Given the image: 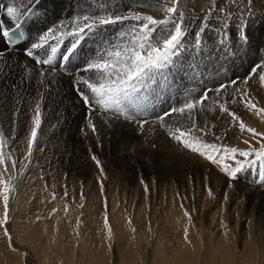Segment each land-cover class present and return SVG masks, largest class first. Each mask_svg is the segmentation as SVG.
<instances>
[{
	"label": "rangeland",
	"instance_id": "rangeland-1",
	"mask_svg": "<svg viewBox=\"0 0 264 264\" xmlns=\"http://www.w3.org/2000/svg\"><path fill=\"white\" fill-rule=\"evenodd\" d=\"M66 3L69 10L70 0ZM156 3L167 7L171 5V0H156ZM240 3L243 5L245 0H240ZM207 7L206 0H179L178 11L185 14L184 24L191 25L187 29L188 41H192L191 33L198 28L203 9ZM248 9L249 12L244 17L248 22L247 44L237 43V46L227 52L215 51L219 53L220 59L206 57V62L201 61L197 71L178 75L173 81L176 86L169 92L168 89L158 93L149 91L147 109L150 106L152 108L154 101L165 104L168 102L166 111L181 107L202 96L206 90L228 84L231 79L242 81L251 75L254 67L264 65L263 58L256 57L258 52L264 57V37L261 38L259 29L264 26V0H248ZM152 15L155 19H163L165 13L152 12ZM251 43L252 52L255 53L254 61L250 64L251 71L246 65L243 66L245 69L242 70V76H229L231 68L226 61L241 59L240 52ZM75 72L79 73V68ZM257 77L258 75L251 76L248 85L240 84L241 89L245 85L244 89H247L251 97H258L254 102L263 108L264 87L261 88L262 82ZM231 88L233 87L226 88L222 93H230ZM67 104L68 106L61 107L50 101L44 103L41 134L38 135V146L43 150L34 149L31 163L24 159L26 143H20L26 140L31 127L32 112L29 104L11 108L0 106V131L5 137H14L9 141L5 152H11L12 159L17 161V168L12 173L15 177L12 183L16 190L10 197L9 220L0 227V264H264V211H258L257 206L252 203L255 200L252 194L264 191L259 162L239 173L236 180H231L220 168L211 170V167H216L215 164L181 148L166 134V127L156 120L158 115L166 111L156 110V114H159L154 116L157 124L156 130H151L153 133L127 137L124 132L111 135L110 127L106 125L108 122L103 124L102 120L97 125L92 121L97 129L93 134L86 127V120L84 122L88 110L74 107L75 104L72 103ZM201 106L197 105V108L201 110ZM243 106L238 102L233 105L232 110ZM16 108L20 109V115H14ZM246 110V113L256 117L257 124H252V128L264 133V120L261 118L264 114ZM238 111L237 114L241 116ZM201 112L204 111L194 113ZM224 114L222 121L210 124L214 130L211 135L207 137L199 134L205 142H215L213 144L217 148L235 147L243 151L258 149L264 143L260 137H252L240 131L241 141L233 143L230 140L229 144H224L228 138L235 141V135L238 138L240 136L237 122H232ZM173 115L175 113L171 116ZM176 115L175 118L180 116ZM92 118L97 116L91 114ZM243 122L246 124L249 120L244 119ZM145 127L144 125L140 131L149 132L148 129L144 130ZM222 129L226 130V138L220 143L221 141L213 139V135L220 136ZM92 155L101 162L104 169L102 177L91 159ZM183 158L186 159V164L176 173L173 163ZM236 159L243 161L244 158L237 156ZM223 163L234 166L231 159H226ZM25 164L27 168L23 167ZM207 166H211L210 169H206ZM2 171L3 167L0 166V172ZM7 175L5 173V177ZM98 179L103 183V195ZM142 180L149 188L147 194ZM214 180L218 183L221 181L222 187L223 182H227L229 186L215 190ZM240 183L242 186L249 185L248 189L241 190ZM36 186L40 187V191ZM23 188H28L24 192L28 194L26 197L21 194ZM209 190L212 196H209ZM93 192L100 197L93 195ZM53 193L55 199L52 198ZM105 200L108 203L110 234L104 227ZM186 211L191 220L185 216ZM2 215L3 203L0 200V217ZM5 228L12 238L11 244L4 235Z\"/></svg>",
	"mask_w": 264,
	"mask_h": 264
},
{
	"label": "snow or ice",
	"instance_id": "snow-or-ice-1",
	"mask_svg": "<svg viewBox=\"0 0 264 264\" xmlns=\"http://www.w3.org/2000/svg\"><path fill=\"white\" fill-rule=\"evenodd\" d=\"M26 3L28 6L23 12L11 5L7 7V16L14 21V25L7 27L0 25V54L21 48L24 55L33 59L35 64L49 66L62 45L67 44L60 53L64 62L70 63L73 56L78 52L82 53L83 62L79 65V73L73 70L70 74L73 75L74 89L88 110L85 117L86 127L90 128L93 134L97 129L92 122L91 114L101 110L114 119L119 120L122 117L128 122L135 123L138 130H142L144 125L149 123L146 104L149 91L158 93L176 86L173 82L174 78L197 71L199 63L206 56L210 57L217 50L231 51L237 43L247 44L249 39L248 22L244 18L249 12L248 0H245L243 5L240 0H206L208 7L203 9L198 28L191 33L192 41L186 39L187 29L191 25L184 24L185 14L178 11L179 0H171L170 6L162 8L165 13L163 19H155L152 15H142L131 9L121 13L118 9L101 5L99 10L89 7L87 10H74L68 15L58 14L55 21L40 29L35 28V25L42 22L44 0H26ZM0 11H3L2 5H0ZM128 21L133 23L129 25L126 23ZM22 22L27 23L28 27L20 30ZM117 25L120 27L115 32L108 31L109 26ZM33 31L36 33L35 39ZM87 43H91L93 47L84 51V45ZM37 49H44L46 58L37 59L34 54V50ZM48 50L51 55H47ZM193 53L199 55L196 56ZM39 75L43 76L44 73L40 72ZM257 75L262 82L260 86L264 87V65H258L252 69L251 75L242 81L231 80L220 88L206 90L202 96L186 102L183 106L173 107L158 115L156 120L164 126L166 118L171 117L173 113L178 115L187 113L191 118L197 110V105H203L204 101L209 99L208 91L214 92L219 98L229 87L234 89V98L230 101L231 103H236L235 97L238 96L239 102L249 111L264 114V108L254 102L246 89L239 87L240 83L248 85L251 76ZM44 83V80L39 81L40 85ZM21 86V84H14L10 87L14 88L19 95ZM37 92L39 95L34 98V104L29 105L32 112L29 134L26 140L20 142L26 143L24 159L28 163H31L34 149L43 150L38 146V135L41 134L43 123L41 105L44 94L40 92L39 87ZM2 95L0 93V96ZM22 98L21 96L20 99ZM219 110L231 117L232 121H236L241 132H247L252 137H260L264 141V133L248 127L235 112L229 110L226 103H220ZM20 114V109L16 108L14 115ZM81 131L84 130L81 129ZM168 134L184 149L217 165L231 180H236L239 173L259 162L261 178L264 181V143H261L258 149L251 148L248 151L235 147L217 148L215 144L205 142L197 135H207V132L205 127H197L194 121L187 127L178 124L175 131L169 129ZM12 139L14 137H5L0 131V166L3 167V171L0 172V200L3 203L0 227L8 223L10 197L16 190L12 183L15 179L12 173L17 168V161L12 159L11 152H5V148L9 147V141ZM245 143L248 144V141ZM237 156L243 157V161L236 159ZM91 159L102 177L104 169L101 162L95 155H92ZM226 159L234 161V166L223 163ZM23 167L27 168V164ZM5 173L8 174L7 177ZM98 182L103 195V183L99 179ZM141 183L144 184V191L147 194L149 192L147 184L143 180ZM65 196H67L66 188ZM209 196H212L210 190ZM52 198L55 199L54 193ZM107 207L108 203L105 200L104 227L110 234ZM65 211H67V205H65ZM184 214L191 220L187 211ZM78 225L79 221H77ZM185 234L187 238V230ZM4 235L8 237L11 244L12 238L7 228L4 230Z\"/></svg>",
	"mask_w": 264,
	"mask_h": 264
},
{
	"label": "bare ground",
	"instance_id": "bare-ground-1",
	"mask_svg": "<svg viewBox=\"0 0 264 264\" xmlns=\"http://www.w3.org/2000/svg\"><path fill=\"white\" fill-rule=\"evenodd\" d=\"M158 1H162V0H158ZM66 2H67V0H44V6H43L44 15L41 16V21L42 22L36 24L35 28L40 29V28L47 27L49 24H51L53 21H55L57 19V15L58 14H60L62 16L63 15H68L70 13H73L74 10H87L89 7L93 8L95 10H99L101 5H104V6H107V7H111L113 9H118L121 13H124L127 10L131 9L133 12H140L142 15H152V12H161L162 8L165 7L164 4H162L163 5L162 7L159 4H157L156 0H70V2H71L70 3V9L68 10L67 7H66V4H67ZM126 3H128V4H126ZM0 5L3 6V11H0V25H4L6 27L14 25V21H12L11 18H9L7 16L6 9H7L8 6L11 5L13 7H16L21 12H23L28 6L27 3H26V0H0ZM260 8H262V7L260 6ZM152 16H153V18H155L154 15H152ZM126 23L131 25L133 22L132 21H128ZM27 27H28V24L22 22V29L21 30H23V29H25ZM119 27H120L119 25H117V26H109L108 31L111 30L110 32H115L117 30V28H119ZM259 29L261 31V35L260 36H261V38H263L264 37V33H262V32L264 31V26L263 27L262 26L259 27ZM258 34H260V33H258ZM33 38L34 39L36 38L35 31H33ZM66 46H67V44L62 45L60 47V49L58 50V53L55 55V57L53 59L52 64L49 65V66L35 64V61L33 59H31L30 57H27V56L24 55L23 49H21V48H16V49H14L12 51H5L2 54H0V93L3 94L2 96H0V106L11 108L12 106L24 107L27 103L29 105H32L35 102L34 98L39 95V93L37 92V87H39L40 92H43V94H44V99L42 101L41 107H44L43 105H44L45 102L50 101L53 105H55V106L59 105L61 107H62V105L68 106L67 103H70V104L72 103V104H75L74 107H77V108H80V109H82L84 111H87V109L85 108L83 103H80L81 100H80V98H79V96H78V94H77V92H76V90L74 89V86H73V75L70 74L71 71H73V70L76 71V69L79 68V65L83 62V56H82V53L78 52L75 56H73L71 58V62L70 63L62 61L60 53L64 50V47H66ZM248 46H247V48L245 50H244V46H243L242 50H244V51L240 52V54H242L240 56L241 59L233 60L231 62L226 61L227 66L229 68H231V70L229 71V76L231 74L234 75L233 78H235L237 76H242L244 74L243 71L245 69V67H243V66H246V65L249 67V70L251 71L250 64L254 61L255 53L252 52L253 51L252 50V43L249 44ZM92 47H93V45L91 43H87V44L84 45L83 50L84 51H88ZM261 47H263V45ZM206 52H207V49H206ZM258 53L259 54L256 57H258L259 59L263 58V60H264V57H261V56H263V54H261V52H258ZM34 54L36 55L37 59L46 58L44 49L34 50ZM47 55H51L50 50H48ZM206 57L203 60L204 62H206V59H207ZM210 57H211L212 60L213 59L214 60H218V59L221 58L219 53H217V52H213ZM238 63H240V64H238ZM57 65H60V66L57 67ZM65 65H66V67H65ZM232 71H233V73H232ZM241 71H242V73H241ZM40 72H43L44 75L40 76L39 75ZM258 79H257V81H258ZM40 80H44L45 83L43 85H40L39 84ZM22 82H24V83H22ZM252 82H253V80H252ZM14 84H21L22 85L21 88H20V91H19V95H17L16 90L14 88L10 87L11 85H14ZM239 85H240L239 87L241 88V84H239ZM25 86L27 88L26 91H25ZM244 87H245V85H244ZM244 87H243V89H244ZM251 87H252V85H251ZM195 88H196V86H195ZM170 89H168L167 91L169 92ZM256 90H255V92H256ZM258 91L259 90H257V92ZM229 92L230 93L227 92V94L226 93H222L219 98L217 97V95L214 92H211V93L208 92L209 99L205 100V102L201 106L202 107L201 110H199L197 108V110L195 111V112H197V111H204V112L197 113V114L193 113L191 118H189L186 114L179 116V115H176V113H175L176 117L177 116H179V117L175 118L174 117L175 115H173V116L167 118L165 120V124H164V127H166V128L163 127L165 129L166 134L168 133L169 129H171L172 131H175V127L178 124H182V125L184 124V126H190L193 123V121H194L195 124L197 125V127H205V131L207 132V135H211L214 130H212V127H211L210 124L212 122H216V121H218V123H219L220 121H222L221 119L225 115L223 112H221L219 110V104L220 103H226V106L229 108V110L235 112L237 116L239 115L238 117H241L242 120H244V119L247 120L248 119L249 122H247L246 125L248 127L252 128V126H253L252 124L256 123V117H254L250 113H246V111H247L246 109L247 108L245 106H243L240 109L237 108V109H233L232 110L233 105L237 104L239 102V97L238 96L235 97L236 100H237L236 103H231L230 101L234 98V89L231 88V91H229ZM263 93H264V90H263ZM21 96L23 97L22 99H20ZM260 96L262 97L263 95H260ZM251 98L253 100L258 99V97H256V98L255 97H251ZM18 99H19V104H17V100ZM157 102H155V101L153 102L152 108H151L150 104H148L150 106V108L147 109V111L149 113L148 116H147V119L150 120V121H149L148 124H145L146 127H145L144 130H146V129H148V131L149 130L150 131L151 130L152 131L156 130L157 121L155 120L154 116H157L159 114V112L166 111L167 106H169V104L167 105L168 102L166 104L165 103H161V102L157 103ZM162 108H164V109H162ZM263 108H264V105H263ZM61 109H63V108H61ZM160 109H162V110L160 111ZM156 110L159 111L158 114H156ZM237 110H239L238 112L241 113V116H240V114H237V112H236ZM92 115L93 116L96 115L97 118H98V119L97 118H92V121H95L96 125L97 124H101L100 120H102L104 122L103 124H105L106 120L108 121V124H106V125H108L107 127H110L109 129L111 131L109 133H111V135L112 134H116V132H124L126 134V136L129 137V136L139 135V133H140V135L153 133L152 131L151 132L150 131L149 132L144 131L145 132L144 133V132L138 130V127L136 128L137 124L128 122V121L124 120L123 118H120L119 120L114 119L110 115H106L102 110L101 111H95V112L92 113ZM261 118L264 120V115H262ZM229 120H231V117H230ZM84 122H85V119H84ZM232 122H235V121H232ZM244 122H246V121H244ZM78 124H79V122H78ZM250 124H251V126H250ZM225 127H227V126H223V128H225ZM236 127H238V125ZM254 127H257V126L254 125ZM238 129H239V127H238ZM225 132H226V130L222 129V131L219 133L221 137L214 134L213 135V139L215 141H218V142L221 141L220 143H222V141H223L222 139L226 138L225 135H224ZM238 132L240 133L239 138L237 137L238 135L237 136L235 135V139H236L235 141L233 140V138L230 137V139L228 138V140L226 142H224V144H229L230 140H232L233 143H236V141H241L242 133L240 132V130ZM109 133H108V135H109ZM159 134H161V133L159 132ZM157 135H158V133H157ZM197 135H199V134H197ZM202 135H199V136L202 137ZM207 135H204V136H207ZM228 135L230 136V134H228ZM89 136H90V134H89ZM109 139H110V137H109ZM117 140H119V139H117ZM83 141H85V140H83ZM152 141H151V143H152ZM105 142H107V141H105ZM115 142H117V141H115ZM207 142L211 143L210 141H207ZM161 143H162V140H161ZM212 143H215V142H212ZM118 145H119V143H118ZM159 145H160V143H159ZM93 147H95V146H93ZM106 147H108V146L106 145ZM115 147H117V146H115ZM134 147H136V146H134ZM154 147H155V145H154ZM80 148H82V147H80ZM181 148H182V146H181ZM120 149H122V148H120ZM141 149H143V148H141ZM123 150L125 151V149H123ZM133 151H134V149H133ZM145 151H146V149H145ZM141 154H143V153H141ZM152 154H153V152H152ZM144 155H145V153H144ZM147 156H148V154H147ZM167 156H166V158H167ZM139 160H141V159H139ZM185 161H186L185 158L181 159V161H174L175 163H173V166H174L173 169L177 170L176 173L180 172L183 169L184 165L186 164ZM160 163H163V162H160ZM231 163L232 162H230V164ZM214 166H216V167L207 166L206 169H210V167L212 168L211 170H214V168H219V167H217V165H214ZM222 179H224V178L222 177ZM239 180H242V178H240ZM214 181H215V183L213 182V187H214L213 189H215V190L224 189L227 186H229V184L227 182H223L224 183V187H222L221 181L219 183L216 182V180H214ZM22 182L25 185V182L24 181H22ZM236 183H238V182L236 181ZM234 184H235V182H234ZM241 184L242 183H240V186H242ZM24 185H22V186H24ZM247 186H249V185L242 186L241 190L248 189ZM36 188H37V190L40 191V187L36 186ZM25 189L27 190L28 188H23V190H21V194L22 195L24 194V197H26V194H27V192H26V194L24 193L26 191ZM39 191L36 194H38ZM31 192H33V190H31ZM30 195H33V194H30ZM93 195H95L97 197H100V195L95 193V192H93ZM252 195H253V198H255L254 202H252V203H254L255 206H257V210L258 211H264V191H261V192H257L256 191ZM215 197H216V195H215ZM171 206H172V204H171Z\"/></svg>",
	"mask_w": 264,
	"mask_h": 264
}]
</instances>
